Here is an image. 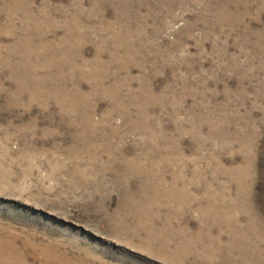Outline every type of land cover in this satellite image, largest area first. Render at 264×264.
<instances>
[{"label":"rangeland","instance_id":"374dc122","mask_svg":"<svg viewBox=\"0 0 264 264\" xmlns=\"http://www.w3.org/2000/svg\"><path fill=\"white\" fill-rule=\"evenodd\" d=\"M0 234L264 264V0H0Z\"/></svg>","mask_w":264,"mask_h":264},{"label":"bare ground","instance_id":"6f19581e","mask_svg":"<svg viewBox=\"0 0 264 264\" xmlns=\"http://www.w3.org/2000/svg\"><path fill=\"white\" fill-rule=\"evenodd\" d=\"M18 238L11 235L0 234V264H53V262H44L39 260L37 263H30L26 255L21 252V248L27 250L28 244L23 242L22 246H17ZM52 250V249H51ZM49 251V250H48ZM60 254V253H59ZM59 261H62L60 259ZM66 261V260H65ZM61 264H83V263H72L63 262Z\"/></svg>","mask_w":264,"mask_h":264}]
</instances>
